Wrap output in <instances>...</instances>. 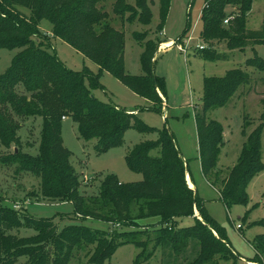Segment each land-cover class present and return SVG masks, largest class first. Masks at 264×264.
Masks as SVG:
<instances>
[{
  "label": "trees",
  "instance_id": "obj_1",
  "mask_svg": "<svg viewBox=\"0 0 264 264\" xmlns=\"http://www.w3.org/2000/svg\"><path fill=\"white\" fill-rule=\"evenodd\" d=\"M106 1L0 0V48H21L7 70L0 74V145L15 146L13 153L0 155V167L16 166V173L30 172L39 177L38 192H29L35 198L70 202L76 218L98 219L116 228L98 230L71 223L59 229L52 219L35 218L6 205L0 198V264H17L22 258H26L24 264H69L75 251L82 249H89V264H104L125 243L142 249L137 264L142 257L149 260L160 247L166 252L171 249L179 256L192 243L195 256L183 264H218V257L227 260L238 256L220 225L206 211L203 199L189 186L190 169L173 133L167 128L151 127L138 113L105 103L94 95L95 90L103 89L101 78L109 72L151 102L155 111L162 113L166 97V83L155 73V63L160 44L167 40L136 32L135 38L144 46L141 56L144 74L127 73L125 33L112 25L109 13L100 6ZM254 1L205 0L200 35L210 45L202 49L207 59L224 57L215 50L216 44L226 43L232 50L264 45V24L260 30L247 28ZM169 9L170 0H160L158 32L165 27ZM113 13L125 21L144 25L151 24L153 18L148 0H134V4L115 0ZM43 20L51 23L50 34L42 31ZM52 38L61 39L79 51L98 66V71L94 73L87 67L74 71L67 67L50 51ZM246 65L264 71V58L257 54L248 58ZM251 79L242 68L231 69L223 77L205 78L203 104L195 115L203 175L218 188L220 199L228 209L247 203L250 181L264 170V123L251 132L245 127L246 140L238 161L224 173L217 170L225 143L224 128L207 114L227 105ZM30 117H39L43 123L35 155L23 150L19 136L24 121ZM68 117L76 122L81 139L97 140L98 153L121 145L124 133L132 127L141 132H158L157 140L138 143L126 155L129 168L142 173L143 179L121 182L116 175L108 174L97 194L85 195L81 175L62 136L63 120ZM153 151L156 155H152ZM195 209L202 220L195 216ZM185 216H195V223L178 229V219ZM150 218H156L157 222L150 223ZM150 228L156 234L153 240ZM29 229L34 233L12 232ZM257 239L262 249L250 261L264 264V236ZM150 241L154 243L152 251H148Z\"/></svg>",
  "mask_w": 264,
  "mask_h": 264
},
{
  "label": "rangeland",
  "instance_id": "obj_2",
  "mask_svg": "<svg viewBox=\"0 0 264 264\" xmlns=\"http://www.w3.org/2000/svg\"><path fill=\"white\" fill-rule=\"evenodd\" d=\"M115 0H107L100 4L109 13L112 25L125 33V64L126 71L131 75H143L141 56L143 44L135 38L136 32H147L149 38L173 40L167 47L166 42L159 46L155 63V73L165 80L166 97L161 112L155 111L153 104L145 97L132 91L113 74L105 72L101 78L103 89L94 91V95L105 103H112L129 112H137L140 118L149 126L164 129L173 133L177 146L187 160L190 175L195 183V190L203 199V204L209 215L220 225L223 235L230 242L233 252L238 256L230 259L217 258L218 264H256L247 263L253 259L262 246L257 238L264 236V170L259 172L249 183L246 204H236L228 209L221 201L218 188L205 178L202 172L199 143L195 115L201 111L203 104L204 80L207 77H223L234 68H242L251 75V82L242 85L229 103L223 107L208 112L210 119L220 122L224 128L225 143L221 148L217 162V170L227 173L238 161L246 140L243 130L251 132L260 123H264V71L246 65L247 59L255 55L264 58V45L248 46L244 50L229 49L226 43L215 46L221 59L209 60L205 57L203 48L210 45L201 38L203 21L201 11L205 0H170V9L162 32L157 31L160 22V0H148L153 12L152 22L144 25L139 21H125L113 13ZM134 4V0H129ZM233 8H230V11ZM27 13L29 11L24 9ZM126 19V18H125ZM264 24V0H255L248 15L247 28L260 30ZM43 32L51 31L48 20L40 24ZM177 42V45L174 43ZM186 48V52L180 48ZM52 48L70 69L82 71L85 67L94 73L98 66L84 57L79 51L63 42L52 38ZM167 47V48H166ZM21 48H0V74L11 65ZM42 119L30 117L24 121L19 136L23 142V150L37 154L41 140ZM62 136L64 145L72 152L73 164L81 175L82 191L85 195L97 194L102 179L108 174H114L121 182H138L143 179L142 173L132 171L126 161L130 149L138 143L157 140L158 132H141L132 127L124 133L123 143L111 148L105 153L96 150L97 140L85 141L79 137L77 124L68 117L63 121ZM27 142L30 145H27ZM264 161V135H263ZM15 146L9 148L0 145V155L13 153ZM156 151L152 155H156ZM16 166L0 167V198L6 205L16 210L26 212L35 218L52 219L59 229L71 223H80L92 229H116L112 224L93 219L76 218L74 205L70 202H49L30 195L38 192L40 179L30 172H15ZM202 220L197 209L195 216ZM195 216H185L178 219L177 228H185L195 223ZM150 223L157 222L150 218ZM240 226V227H239ZM134 231V228H124ZM144 229V228H143ZM156 229V228H155ZM14 234L31 235L33 230H13ZM151 240L155 238L153 228L149 229ZM144 238V237H143ZM145 239V238H144ZM257 239V240H256ZM264 244V241L262 242ZM154 248L150 241L148 251ZM142 249L133 243L120 245L112 257L104 264H137L136 259ZM196 248L192 243L179 256L158 248L149 260L139 264H183L186 259L195 256ZM241 256L245 259H241ZM26 258L17 264H24ZM89 249L75 251L69 264H89Z\"/></svg>",
  "mask_w": 264,
  "mask_h": 264
},
{
  "label": "crops",
  "instance_id": "obj_3",
  "mask_svg": "<svg viewBox=\"0 0 264 264\" xmlns=\"http://www.w3.org/2000/svg\"><path fill=\"white\" fill-rule=\"evenodd\" d=\"M47 33L50 34L51 31H49V32H47ZM172 41H173V40L167 41L166 44H170ZM158 53H160V52H158ZM158 53H157V54H158ZM156 58H157V56H156ZM156 62H157V61H156ZM164 104H165V103H164ZM135 113H137V112H135ZM65 119H67V118H65ZM65 119H64V120H65ZM64 120H63V121H64ZM180 151H181V150H180ZM181 153H182V152H181ZM182 156H183V154H182ZM183 157H184V156H183ZM184 159H185V158H184ZM187 182H188L189 186L195 190L196 187H195V183H194V181H193V177H192L189 173H188V175H187ZM196 216L198 217L199 215H196ZM241 259L244 260L245 258L241 256ZM250 260H251V259H250ZM250 260H247V263H248V262H250V263H255V262L250 261ZM256 264H261V263H260V262H256Z\"/></svg>",
  "mask_w": 264,
  "mask_h": 264
},
{
  "label": "built area",
  "instance_id": "obj_4",
  "mask_svg": "<svg viewBox=\"0 0 264 264\" xmlns=\"http://www.w3.org/2000/svg\"><path fill=\"white\" fill-rule=\"evenodd\" d=\"M228 20H229V19H228ZM228 20H225V22L227 23ZM166 45H167V47H168L170 44H166ZM179 46H180V48H181L182 50H184V51L186 52V48H185L184 46H182V45H180V44H179ZM167 47H166V48H167ZM18 207H19L18 205H15V206H14L15 209H17ZM239 227H240V226H239Z\"/></svg>",
  "mask_w": 264,
  "mask_h": 264
},
{
  "label": "water",
  "instance_id": "obj_5",
  "mask_svg": "<svg viewBox=\"0 0 264 264\" xmlns=\"http://www.w3.org/2000/svg\"><path fill=\"white\" fill-rule=\"evenodd\" d=\"M174 45H175V43H174Z\"/></svg>",
  "mask_w": 264,
  "mask_h": 264
}]
</instances>
